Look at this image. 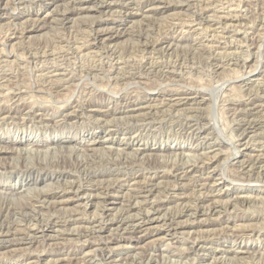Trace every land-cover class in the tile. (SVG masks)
I'll use <instances>...</instances> for the list:
<instances>
[{
  "label": "rangeland",
  "instance_id": "obj_1",
  "mask_svg": "<svg viewBox=\"0 0 264 264\" xmlns=\"http://www.w3.org/2000/svg\"><path fill=\"white\" fill-rule=\"evenodd\" d=\"M0 264H264V0H0Z\"/></svg>",
  "mask_w": 264,
  "mask_h": 264
},
{
  "label": "bare ground",
  "instance_id": "obj_2",
  "mask_svg": "<svg viewBox=\"0 0 264 264\" xmlns=\"http://www.w3.org/2000/svg\"><path fill=\"white\" fill-rule=\"evenodd\" d=\"M135 1V0H134ZM111 5V4H110ZM81 9V8H80ZM100 11V10H99ZM163 12V11H162ZM49 15V14H48ZM54 18V17H53ZM172 101V100H171ZM194 101V100H193ZM175 103V102H174ZM68 114V113H67ZM160 114V113H159ZM139 115V114H138ZM141 115V114H140ZM96 116V115H95ZM133 116V115H132ZM150 116V115H149ZM250 123V122H249ZM21 126V125H20ZM6 147V146H5ZM11 149V148H10ZM32 150V149H31ZM10 151V150H9ZM208 151V150H207ZM205 156V155H204ZM249 158V157H248ZM212 159V157H211ZM19 173V172H18ZM51 177V176H50ZM152 177V176H151ZM22 183V182H21ZM36 183V182H35ZM44 184V183H43ZM159 184V183H158ZM33 186V185H32ZM30 187V186H29ZM35 188V187H34ZM37 188V187H36ZM24 190V189H23ZM75 198V197H74ZM128 210V209H127ZM6 211V210H5ZM24 211V210H23ZM24 213V212H23ZM11 214V213H10ZM232 250V249H231ZM240 251V250H238ZM245 251V250H244ZM246 252V251H245Z\"/></svg>",
  "mask_w": 264,
  "mask_h": 264
}]
</instances>
